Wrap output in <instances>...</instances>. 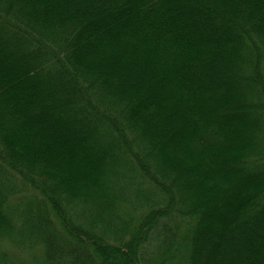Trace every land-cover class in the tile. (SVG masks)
Returning <instances> with one entry per match:
<instances>
[{"label": "trees", "instance_id": "trees-1", "mask_svg": "<svg viewBox=\"0 0 264 264\" xmlns=\"http://www.w3.org/2000/svg\"><path fill=\"white\" fill-rule=\"evenodd\" d=\"M0 264H264V0H0Z\"/></svg>", "mask_w": 264, "mask_h": 264}]
</instances>
